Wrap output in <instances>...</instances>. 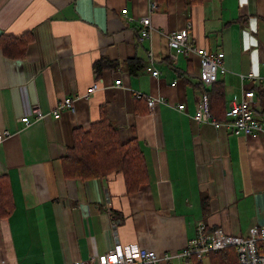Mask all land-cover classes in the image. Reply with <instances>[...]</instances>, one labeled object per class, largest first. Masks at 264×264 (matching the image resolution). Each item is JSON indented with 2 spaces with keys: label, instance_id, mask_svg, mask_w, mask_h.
Masks as SVG:
<instances>
[{
  "label": "crops",
  "instance_id": "0c3cea01",
  "mask_svg": "<svg viewBox=\"0 0 264 264\" xmlns=\"http://www.w3.org/2000/svg\"><path fill=\"white\" fill-rule=\"evenodd\" d=\"M189 26L193 44L225 53L227 72L206 90L220 89L227 108L253 87L264 124V80L240 76L263 70L264 0H0V129L13 132L0 145V176L14 196L12 212L0 216V264H65L117 241L180 250L201 220L244 236L264 224V131L237 134L194 118L204 89L200 57L174 60L168 43L170 32ZM27 32L23 56L5 52L9 38ZM138 92L167 102L152 110ZM67 96L76 111L54 117ZM34 104L49 114L22 122ZM102 113L123 141L137 138L146 151L150 179L136 192L128 193L122 172L65 176L74 130Z\"/></svg>",
  "mask_w": 264,
  "mask_h": 264
},
{
  "label": "built area",
  "instance_id": "2783aa9c",
  "mask_svg": "<svg viewBox=\"0 0 264 264\" xmlns=\"http://www.w3.org/2000/svg\"><path fill=\"white\" fill-rule=\"evenodd\" d=\"M157 3L152 2V8H156ZM127 13V9L123 10ZM142 25L140 33L143 37L149 36L152 24L151 17L144 16L141 18ZM189 27L182 28L178 31H172L168 34V43L173 50V59L176 60L179 55H189L195 52L200 57V68L197 76L204 86H211L219 80L221 74L227 72L224 63L225 53L222 50H211L206 47L196 46L192 43L189 36ZM147 68L154 74L158 75L159 70L152 64ZM242 81L250 80L253 83L264 80V66L262 72H257L251 68L246 73L240 74ZM121 83V79L116 80ZM176 81L171 84L176 85ZM98 89V83H94L88 90L87 94ZM137 96H145L152 110L160 102H167L164 96H152L148 94L137 93ZM255 100L256 90L253 87H247L240 99L233 100L225 110L224 118L215 116L210 108V103L206 96L198 100L194 118L200 122L212 123L217 128H224L234 131L235 133L250 134L253 132L264 131V124L255 117ZM184 109L185 104L177 106ZM67 109L76 111L74 97L67 96L63 98L53 111L54 117H60L61 113ZM49 112L43 109L40 104H34L29 112L20 119L26 124L32 122L31 117L36 120L47 117ZM13 132L9 129H0V145ZM234 246L239 254L241 264H264V224H256L250 227L247 236L227 232L221 226H208L201 220L196 224V234L190 238L186 245L180 250H170L159 252L153 248L144 247L136 242L122 243L117 241L113 247L101 254L91 256L88 259H78L65 264H161L162 262H174L179 260L181 264H197L204 260L208 253L221 248ZM36 264H46L37 262Z\"/></svg>",
  "mask_w": 264,
  "mask_h": 264
},
{
  "label": "trees",
  "instance_id": "16d2710c",
  "mask_svg": "<svg viewBox=\"0 0 264 264\" xmlns=\"http://www.w3.org/2000/svg\"><path fill=\"white\" fill-rule=\"evenodd\" d=\"M196 1L198 0H190L191 3ZM9 39L12 41L4 47L5 52L23 56L28 42L32 40V35L27 32L20 37ZM102 62L113 64L106 59ZM102 62H98L99 66H102ZM200 84L204 88L203 94L210 103L212 113L224 118L227 105L222 91L218 89L210 94L206 86L202 82ZM74 138L73 146L69 147L62 157L65 176L93 178L107 176L112 172H122L128 193L138 191L143 183L149 181L150 165L143 145L137 138L123 141L119 127L112 123L105 113H102V119L94 122L89 129L76 128ZM13 209L14 196L9 179L0 176V216L7 217ZM167 263L181 264L173 261ZM197 264H241V262L237 249L229 246L211 251Z\"/></svg>",
  "mask_w": 264,
  "mask_h": 264
},
{
  "label": "rangeland",
  "instance_id": "374dc122",
  "mask_svg": "<svg viewBox=\"0 0 264 264\" xmlns=\"http://www.w3.org/2000/svg\"><path fill=\"white\" fill-rule=\"evenodd\" d=\"M205 261H206V259H205ZM174 262H179V260L178 259H175Z\"/></svg>",
  "mask_w": 264,
  "mask_h": 264
}]
</instances>
